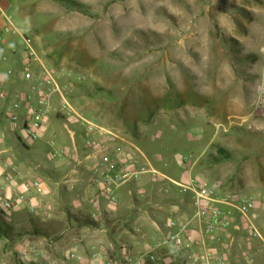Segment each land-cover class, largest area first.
Masks as SVG:
<instances>
[{"label": "rangeland", "instance_id": "1", "mask_svg": "<svg viewBox=\"0 0 264 264\" xmlns=\"http://www.w3.org/2000/svg\"><path fill=\"white\" fill-rule=\"evenodd\" d=\"M6 2L13 29L3 36L29 38L63 97L122 136L126 143L112 153L130 156L143 173L115 189L116 203L96 194L90 173L75 189L77 175L48 146L52 140L72 150L58 113L60 95L52 96L45 129L31 141L8 119L14 95L0 90L6 94L0 98L2 157L14 175L47 191L35 214L23 204L0 207V264H75L72 254L92 252H106L107 264H123L126 249L139 255L168 235L169 219L189 216L191 209L180 204L191 197L173 183L189 175L218 182L221 194L264 202V0ZM68 128L79 142L78 125ZM89 198L96 204L84 201ZM253 214L264 237V207ZM92 221L98 227L83 223ZM255 244L254 260L264 253ZM29 247L44 257L22 259ZM156 258L149 264H190L172 246Z\"/></svg>", "mask_w": 264, "mask_h": 264}, {"label": "built area", "instance_id": "2", "mask_svg": "<svg viewBox=\"0 0 264 264\" xmlns=\"http://www.w3.org/2000/svg\"><path fill=\"white\" fill-rule=\"evenodd\" d=\"M1 17L6 25L3 33H9L13 29L11 17L1 11ZM25 72L23 81L27 89L21 96L14 97L9 107L8 119L15 128L21 129L24 135L31 141L40 138L45 129L46 119L51 111V98L54 94L61 97L58 113L66 122L65 128L72 140V150L59 149L54 141H50V156L54 159L66 160L71 155L81 153L82 162L89 164L88 171L91 175V186L96 194L110 203H116L115 189L129 181L137 180L143 173L137 169L130 156L121 157V154H113L112 149L126 143L125 139L115 131L101 125L94 120L81 115L61 94L52 72L40 61L34 50L31 40L22 36ZM38 65L40 72L36 73L32 67ZM0 98L5 99L6 94L0 93ZM75 122L82 134L80 141L76 142L75 133L71 132L68 124ZM134 151L141 155L140 150L133 146ZM187 163L188 159L183 158ZM154 174H157L153 171ZM181 192L190 195L193 208L192 214L185 220L176 217L168 220L163 225L169 230L168 235L158 240L152 248L132 256L130 250L124 251L123 264H146L157 260L156 254L165 247L172 246L176 252L185 256L190 264H245L242 259L254 264L255 260L251 252L255 243L259 242L264 248V237L254 224L252 217L259 207H264V202L253 196L237 197L231 194H221L218 182H208L197 176H188L185 181L177 183ZM17 183L12 175L6 174L0 177V207L2 210L11 211L23 204L27 210L35 214L41 208L36 201V194L40 190L37 181H26L22 184L23 191L16 188ZM30 194L26 197L25 194ZM90 205H95L96 200L89 198L84 200ZM235 214L240 217L236 219ZM93 219L96 218L92 214ZM193 232L197 237L192 239ZM245 242L244 250H237L241 245L240 238ZM36 256H44L34 247L21 251L22 259H30ZM75 264H99V253L92 252L88 258L79 254H72Z\"/></svg>", "mask_w": 264, "mask_h": 264}, {"label": "crops", "instance_id": "3", "mask_svg": "<svg viewBox=\"0 0 264 264\" xmlns=\"http://www.w3.org/2000/svg\"><path fill=\"white\" fill-rule=\"evenodd\" d=\"M6 3H7L6 0H0V90H1V92H8L10 94H13L14 97H16V96H21L22 93L27 89V84L24 83V81H23V74L24 73H22L19 69L20 67H23V68L25 67L24 61L22 58V49L20 48V43H22L23 41L19 42V40L15 37H10V36L4 37L3 36V34H9V33H3L2 32V28L6 25V23L3 20V18L1 17V11H4L3 7L6 5ZM22 36L23 35H21L19 33L20 39H22ZM16 39H17V42H16ZM32 70L36 73L40 72V68L36 65L32 67ZM3 152L4 151H0V177L4 176L6 174L12 175L14 181L17 183V187L11 188L10 189L11 193H13V191H15V189L23 191L22 184L24 182H26V180L19 178L17 176V174L14 175L13 170L9 169L8 162L5 161V159L2 157ZM62 161H65L68 165H70V173L69 174H71V175L76 174L77 175L76 179L73 180L75 183L74 187H75V189L80 190L82 188V185H84L82 183H85V182H82L83 175L85 173H89V171H88L89 170L88 169L89 164L87 163V166L85 168H81V164L79 163V161H82L81 153H79L78 155L73 154V155H71V158L66 159V160H62ZM22 180L24 182H22ZM70 193H72V192H70ZM25 196L29 197L30 194L26 193ZM45 196H47V191H43L40 188V190L36 194V200L38 201L39 198L45 197ZM181 201H184V199H181ZM172 206H173L174 210L179 207V205L177 206L176 204H173ZM180 206L185 211L189 210L188 212H190V209H191L190 213L192 214L193 209H192V204L190 201H189V204L187 206L183 203H181ZM190 213L188 214L189 216H190ZM176 218H178L180 220L187 219L185 215H179ZM96 229L99 232H105L106 233V231H107V229H103V228H96ZM191 237H192V239L196 238L197 232H193ZM254 248H253V250H254ZM238 249L244 250L245 245L244 244L240 245L237 248V250ZM92 250H94V248H92ZM64 253H65V250L63 251V254H62L65 257ZM105 253L106 252H102L101 256H99V264H107V257L103 258V254H105ZM99 255H100V253H99ZM59 261L61 263H64V261H62V259H60ZM113 264H114V262H113ZM254 264H264V253H262V254L258 255V257H256Z\"/></svg>", "mask_w": 264, "mask_h": 264}, {"label": "trees", "instance_id": "4", "mask_svg": "<svg viewBox=\"0 0 264 264\" xmlns=\"http://www.w3.org/2000/svg\"><path fill=\"white\" fill-rule=\"evenodd\" d=\"M3 212V211H2ZM84 224H87V225H90L92 227H98V224L96 222H83ZM146 264H149V263H146Z\"/></svg>", "mask_w": 264, "mask_h": 264}]
</instances>
